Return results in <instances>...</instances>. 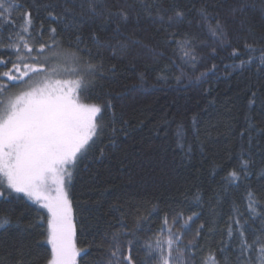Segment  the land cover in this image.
<instances>
[{"label":"trees","instance_id":"16d2710c","mask_svg":"<svg viewBox=\"0 0 264 264\" xmlns=\"http://www.w3.org/2000/svg\"><path fill=\"white\" fill-rule=\"evenodd\" d=\"M17 2L23 8L12 13L15 24H22L20 13L30 10L33 36L43 30L46 41L48 29L55 27L65 51L76 52L74 45L80 37L83 42L78 47L92 50L93 63L103 60L93 87L79 93L82 103L102 106L100 123L104 130L90 150V158L78 165L68 190L76 242L88 250L78 264H96L111 243V234L121 230V223L133 229L137 209L153 206L157 211L141 225L142 238L154 236L165 215L171 224L177 214L187 218L199 213L187 231L193 239L197 228L205 225L191 259L201 264L204 257L214 254L218 264H223L224 256L232 255L230 250L222 254L220 249L233 207L244 212L249 190L264 203V175L260 174L264 168V133L253 130L250 144L247 134L240 135L247 126L246 117L264 129V66L256 61L244 68L231 67L234 61L238 64L239 59L247 58L246 45L257 48L256 56L264 48V0H104L112 11L124 8L129 12V22L120 24L119 34L114 31L116 17L87 14L84 0ZM177 9L184 13L183 19L169 23L168 17H174ZM49 13L63 17L64 22ZM217 22L224 33L222 40L209 30V25L215 27ZM10 30L5 29V35ZM93 33L101 44L113 47H98L91 38ZM118 42L125 47L116 46ZM177 42H186V47L194 49L195 69L181 60ZM233 49L245 55L233 58ZM77 54L87 59V54ZM0 56L14 58L11 50L0 51ZM213 64L217 66L213 73L195 79ZM113 66L115 72L110 71ZM166 66L170 70L160 79ZM5 70L0 68V72ZM181 73L182 82L177 83L175 77ZM20 88L12 85L9 94ZM253 99L255 103L249 107ZM109 100L112 107H103ZM193 116H198L195 128ZM178 125L186 131L184 149L175 139ZM110 140L115 141L113 146H109ZM189 144L191 154L186 155ZM101 147L105 150L102 157ZM242 149L253 161L251 175L238 184H229L224 177L230 170H238ZM243 158L249 159V155ZM197 193L200 201L194 199ZM38 207L27 198L0 201V216L10 220L0 228V264H47L51 254L46 240L47 211L40 210L44 217L41 223ZM181 223L183 220L175 226ZM161 235L166 237V231ZM125 254H129L127 248ZM130 254L135 264H140L144 255L141 246L136 245Z\"/></svg>","mask_w":264,"mask_h":264},{"label":"snow or ice","instance_id":"6c2138e0","mask_svg":"<svg viewBox=\"0 0 264 264\" xmlns=\"http://www.w3.org/2000/svg\"><path fill=\"white\" fill-rule=\"evenodd\" d=\"M84 2L87 4V14L116 17L118 22L114 31L117 34L120 32V24L129 22V12L124 8L112 11L104 0ZM81 7L83 8V4ZM21 8L23 5L17 0H0V51L11 50L14 55V58L7 60L0 56V68H6L0 72V201L12 203L27 198L39 206L37 215L41 223L44 217L39 215L40 210L46 209V240L51 246L47 264H78V257L87 255L88 250L77 246L73 206L68 190L78 165L90 158L89 152L104 130L100 123L102 106L82 103L79 93L93 87L95 77L103 69V60L93 63L92 50L78 47L83 42L80 37H77V45H74L76 52L65 51L57 38L55 27L48 29L49 39L46 41L42 39L43 30L33 36L34 25L30 10L20 13L19 20L22 24L14 23L12 13ZM98 8L102 11L98 12ZM201 15L205 21L208 20L206 14L202 12ZM49 16L64 22L63 17H56L54 13H49ZM183 17L184 13L177 9L174 17L169 16L168 20L171 23L173 20H182ZM159 19L163 21V16ZM9 28L11 30L5 35L4 30ZM209 30L213 37L223 39L224 33L219 22L215 27L209 25ZM91 38L98 47H113L101 44L96 33ZM177 43L180 45L181 60L195 69L197 57L194 49L186 47V42ZM116 46L125 47L119 42ZM245 49L247 58L239 59L238 64L234 61L231 67L244 68L256 61L264 66V48L259 49V56L255 55L256 47L246 45ZM77 53L87 54V59ZM243 55L245 53H240L237 49L230 53L233 58ZM216 67L213 64L195 79L201 80L213 73ZM168 70L167 66L162 69L159 78L165 79L163 72ZM110 71L115 72V66ZM65 76L75 78L63 79ZM182 76L183 73L175 77L177 83L182 82ZM12 85H19L21 88L18 92L9 94ZM255 95L253 93V97ZM254 103V99L249 100V107ZM261 103L264 104V100ZM103 107L111 108V101H106ZM245 119L247 126L241 129L240 135L243 137L247 134L250 144L253 130L264 133V129L258 128L250 117ZM192 121L195 128L198 116H193ZM115 131L113 128V132ZM175 139L177 146L184 149L186 131L183 125L177 126ZM114 144L115 141L110 140L109 146ZM191 149L189 144L186 155L191 154ZM99 154L101 157L105 155L104 147L99 148ZM245 155H249V159H244ZM252 165L250 154L242 149L238 170H230L224 177L225 182L235 185L246 180L251 175ZM260 174L264 175V168ZM194 199L200 201L202 197L197 193ZM156 211L155 206L143 211L137 209L133 229H127L121 223V230L111 234V243L96 264H135L130 253L136 245H140L144 253L140 264H194L191 258L195 253L192 249L197 247V240L205 225L201 224L197 228L195 237L187 244L182 242L184 233L190 230L191 223L199 218V213H193L187 218L182 213L177 214L171 224L165 215L157 233L142 238L139 235L144 230L141 225L149 222ZM232 211L233 215L226 222V240L221 241L223 247L220 249L222 254L230 250L232 255H225L223 264H264V203L249 190L244 212L235 206ZM181 220L183 223L180 224V229L174 230V226ZM9 224L7 216H0V228ZM165 231L166 237L161 235ZM125 248L129 254H125ZM201 264H218V261L214 254H209L202 259Z\"/></svg>","mask_w":264,"mask_h":264},{"label":"rangeland","instance_id":"374dc122","mask_svg":"<svg viewBox=\"0 0 264 264\" xmlns=\"http://www.w3.org/2000/svg\"><path fill=\"white\" fill-rule=\"evenodd\" d=\"M85 104H87V103H85ZM69 195V194H68ZM73 217H74V215H73ZM74 222H75V218H74ZM176 229H180V225L179 226H174V230H176ZM192 239V236H191V234L189 233V232H185L184 233V239H183V244H187V242L189 241V240H191ZM78 246V245H77ZM78 261H79V257H78Z\"/></svg>","mask_w":264,"mask_h":264}]
</instances>
